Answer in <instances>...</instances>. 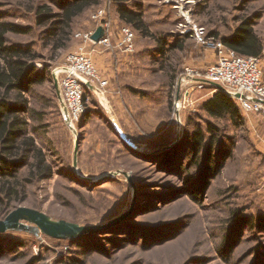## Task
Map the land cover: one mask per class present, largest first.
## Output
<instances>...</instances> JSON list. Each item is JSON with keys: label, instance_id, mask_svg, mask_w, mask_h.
Wrapping results in <instances>:
<instances>
[{"label": "rangeland", "instance_id": "1", "mask_svg": "<svg viewBox=\"0 0 264 264\" xmlns=\"http://www.w3.org/2000/svg\"><path fill=\"white\" fill-rule=\"evenodd\" d=\"M41 5L57 11L51 0H0L3 21L32 30L9 42L31 46L41 56L37 68L48 71L47 82L28 96L29 121L54 169L51 180L27 185L24 200L0 206V224L7 223L0 264H264L258 128L208 117L202 104L214 86L195 92L190 110L174 101L186 85L184 68L204 69L214 59L191 38L192 29L228 37L247 19L264 43V0H143L151 35L134 29V53L89 48L108 85L85 79L88 116L79 123L71 122L61 88L67 57L82 46L76 35L100 27L93 19L99 10L112 22L113 46L128 25L115 24L117 7L106 1L74 21L69 47L53 57L36 24ZM162 38L168 45L183 41V49L162 55ZM209 122L232 147L218 176L192 164L186 138Z\"/></svg>", "mask_w": 264, "mask_h": 264}, {"label": "trees", "instance_id": "2", "mask_svg": "<svg viewBox=\"0 0 264 264\" xmlns=\"http://www.w3.org/2000/svg\"><path fill=\"white\" fill-rule=\"evenodd\" d=\"M51 1L57 11L50 5H41L34 9V13L37 26L45 29L43 42L54 54L53 57L69 47L74 21L106 1L116 5L122 23L143 36L151 35L144 19L143 0ZM2 19L0 17V206L4 207L24 200L28 184L51 180L54 169L47 154L33 137V131L38 130L32 129L29 121L32 112L28 96L34 93L36 87L47 82L48 71L37 68L35 63L41 56L31 46L9 42L10 35H28L32 30ZM210 38L222 41L241 56L262 57L264 52L263 40L257 34L252 20L243 21L231 36L220 38L214 33ZM158 41L162 55L183 49V41L177 40L175 44L169 45L164 38ZM214 90L217 92L203 104L202 111L213 120H226L236 129L245 128L246 118L237 102L227 93L216 88ZM176 98L177 94H174V101ZM85 101L86 96L84 104ZM84 116L86 119L88 113ZM186 138L189 152L193 154L192 164L200 166L202 172L208 171L218 176L231 156L232 147L228 143L225 147V143L219 139L217 126L211 122L207 123L206 128L197 126L193 134L186 135ZM201 154L202 163L200 159L197 160ZM26 169L27 178L24 176ZM179 169L186 171L187 167L180 166ZM191 196L198 200L195 194ZM250 224L253 226V222Z\"/></svg>", "mask_w": 264, "mask_h": 264}, {"label": "built area", "instance_id": "3", "mask_svg": "<svg viewBox=\"0 0 264 264\" xmlns=\"http://www.w3.org/2000/svg\"><path fill=\"white\" fill-rule=\"evenodd\" d=\"M93 19L104 29L103 38L98 43L93 41L92 36L96 31L76 35L82 46L68 55L61 79L63 99L72 123H79L86 111L85 79L104 88L108 85V81L96 69L89 48L98 46L128 54L135 52L136 33L132 28L124 26L118 43L113 46L112 22L106 10H99ZM192 32V38L199 46L216 52V60L204 69L192 66L184 68L182 81L187 86L184 84V89L177 94L175 107L179 110L192 109L196 104L195 92L204 91L208 85L217 83L225 87L244 113L264 115V57L241 56L222 41L210 38L204 28L196 27Z\"/></svg>", "mask_w": 264, "mask_h": 264}, {"label": "crops", "instance_id": "4", "mask_svg": "<svg viewBox=\"0 0 264 264\" xmlns=\"http://www.w3.org/2000/svg\"><path fill=\"white\" fill-rule=\"evenodd\" d=\"M115 24L122 23L119 19L118 14H116L115 16ZM111 35L114 36V30L113 27L111 29ZM192 38V36H191ZM193 39V38H192ZM262 57H264V52L262 54ZM216 60V52H214V59L212 60V63L215 62ZM207 90V89H206ZM216 91V90H215ZM214 96V94L212 96H210L205 102H207L209 99H211ZM196 99V96H195ZM197 101V100H196ZM203 102V104L205 103ZM202 104V105H203ZM244 117L246 118V122L248 123V125L252 124V127H257L258 128V132L260 133V144H259V149L260 152L264 155V115H255V114H246L243 112ZM255 125V126H254Z\"/></svg>", "mask_w": 264, "mask_h": 264}, {"label": "water", "instance_id": "5", "mask_svg": "<svg viewBox=\"0 0 264 264\" xmlns=\"http://www.w3.org/2000/svg\"><path fill=\"white\" fill-rule=\"evenodd\" d=\"M104 36V29L102 27H99L96 32L94 33V35L92 36L93 41H95L96 43L100 42V40L103 38ZM213 86L219 90V91H223L225 93H227L229 95V93L226 91L225 87L217 84V83H213ZM126 143L128 145H131L129 142L126 141ZM7 226V223H1L0 224V230H4Z\"/></svg>", "mask_w": 264, "mask_h": 264}]
</instances>
